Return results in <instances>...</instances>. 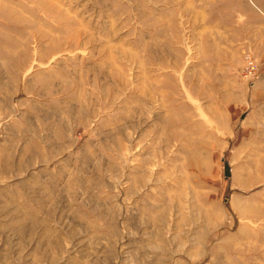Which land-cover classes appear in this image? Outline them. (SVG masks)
<instances>
[{
  "label": "rangeland",
  "instance_id": "obj_1",
  "mask_svg": "<svg viewBox=\"0 0 264 264\" xmlns=\"http://www.w3.org/2000/svg\"><path fill=\"white\" fill-rule=\"evenodd\" d=\"M0 264H264V0H0Z\"/></svg>",
  "mask_w": 264,
  "mask_h": 264
}]
</instances>
